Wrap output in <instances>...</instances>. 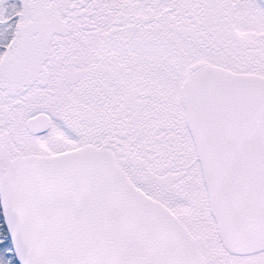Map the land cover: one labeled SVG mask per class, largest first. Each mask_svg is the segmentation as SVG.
I'll use <instances>...</instances> for the list:
<instances>
[{"label":"snow or ice","instance_id":"6c2138e0","mask_svg":"<svg viewBox=\"0 0 264 264\" xmlns=\"http://www.w3.org/2000/svg\"><path fill=\"white\" fill-rule=\"evenodd\" d=\"M0 264H264V0H0Z\"/></svg>","mask_w":264,"mask_h":264}]
</instances>
